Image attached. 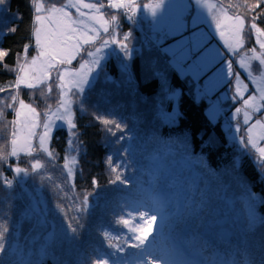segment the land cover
I'll return each instance as SVG.
<instances>
[{
    "label": "trees",
    "instance_id": "16d2710c",
    "mask_svg": "<svg viewBox=\"0 0 264 264\" xmlns=\"http://www.w3.org/2000/svg\"><path fill=\"white\" fill-rule=\"evenodd\" d=\"M32 1L6 0L0 6V51L6 53L0 58V255L5 249L12 264H135L140 253L144 261L159 255L161 264H264V249L255 240L263 235L259 229L223 239L220 224L229 203L240 206L245 199L264 223V162H256L247 143L241 148L230 140L220 117L215 122L208 118L206 99L197 98L188 76L172 65L162 49L165 42L157 40L160 35L145 25L137 28L124 10L104 6L106 0L98 2L102 13L110 20L116 15L121 34L134 49L127 69L110 53L94 81L73 94L72 138L63 126L56 127L47 153L37 149L35 140L33 153L11 154L17 100L32 104L42 120L59 103L56 92L47 98L40 86L16 83L20 53L25 45L28 55L35 50ZM213 1L246 21L242 49L256 48L251 18L264 12V0ZM252 5L257 7L249 11ZM255 23L264 27V15ZM242 102L225 104L236 108ZM172 112L169 120L175 121L169 123L166 117ZM70 153L72 174L66 168ZM35 161L40 167L32 169ZM13 166L29 171L23 184L15 179ZM189 197L206 201L215 225L197 229L193 221L181 233L188 245L160 244L157 233L155 244L140 247L137 234L149 221L145 209L171 217L173 200L182 206ZM179 251H184L181 259L174 256Z\"/></svg>",
    "mask_w": 264,
    "mask_h": 264
},
{
    "label": "rangeland",
    "instance_id": "374dc122",
    "mask_svg": "<svg viewBox=\"0 0 264 264\" xmlns=\"http://www.w3.org/2000/svg\"><path fill=\"white\" fill-rule=\"evenodd\" d=\"M101 1L103 0H65L61 5L45 6V0H40L42 5L40 13L35 12V4L32 1L35 15L38 14L42 18L60 17L62 13H66L64 19L76 28L77 35H81V37L91 36L92 39L84 43L83 38H81L77 43L76 51L69 60L63 63L53 61L51 67L42 68L40 66L43 58L40 57L41 49L36 44L34 34L32 45L35 50L33 55H28V47L20 53L16 73L17 85L28 87V84H32L33 87L31 88L40 86L48 93L47 98L56 92L59 103L49 109L42 120L39 112L32 104L23 101L27 108L21 109L22 100H17L11 140V154L14 149L16 152L14 156L33 153L36 141L38 142L37 149L40 152L44 154L48 152L39 147V134L44 131L45 117L48 116L55 120L57 113H70L73 120V94L82 92L94 81L102 62L110 53L118 58L123 69H127L128 59L133 54L134 49L126 41L127 35L121 34L116 15L114 14L111 20L104 16L102 5L98 3ZM111 2H120V0H111ZM109 3L110 0H106V5H103L109 7ZM122 3L127 7L109 8L113 11L124 10L127 20L137 28H146L145 26H147L152 35L156 36L157 33L160 35L157 36V40H159L158 42H165L162 49L169 56L172 65L177 68L176 62H182L183 66L179 67L180 74L188 76L194 84L197 98L204 97L206 99L208 104L205 110L208 118L215 122L220 117L222 127L226 130L230 140L235 141L241 148L247 143L254 152L256 162L263 163L264 157L254 150L249 140V132L255 128L259 130L260 123H264V36L258 38L256 30L250 27L254 32L257 45L250 52L244 51L242 49L244 45L242 33L246 21L242 19L238 27H234L232 22L227 19V17L233 16L227 14L213 0H151L150 2H146V0H122ZM84 4H93L95 7L92 9L84 8ZM49 9H61L62 13L49 11ZM188 13L190 15L186 17ZM30 25L33 31L40 26L35 20ZM81 53H86V56L79 58ZM34 57L36 58L35 65L33 64ZM234 64L237 65L238 70L234 69ZM41 73L44 74L41 75ZM61 74H63V79H61ZM82 75H86V79L79 85L78 90L76 82ZM18 77L20 78L19 82ZM249 91L253 94L248 95ZM41 93L44 94L43 91ZM178 94L179 90L177 89L175 95ZM230 99H242L243 102L235 108L225 104ZM27 109L35 110L33 119L36 123L34 129L36 135L29 138L30 146L21 147L24 135L21 129L24 123V113ZM174 109H177L176 105H174ZM18 112L21 114L17 115ZM172 117L173 112L166 117V121L173 123L175 119L169 120ZM60 126L67 129L69 133L67 124L63 121H57L53 130ZM71 131L73 133V130ZM50 136L45 144L47 149ZM70 137L72 138V136ZM13 140L17 141L15 145L12 143ZM254 142L257 147H264V142L255 136ZM36 162L38 161L32 164V169H37L33 166ZM73 162L74 157L70 153L66 162L69 174H72ZM16 168L21 167H12L14 177L23 184L29 176V171L21 168L23 171L15 172L14 169ZM245 201L247 202L246 199ZM247 203L249 204V202ZM229 206L230 203L227 206L228 210ZM240 206L242 207L243 204ZM251 209L254 210L253 207ZM129 210L134 211L135 206H129ZM145 210L146 220H149L147 224L149 239L141 242L139 238L144 233L143 231L138 233L137 240L140 247L154 243L153 239L160 231L159 219L156 221L151 219L152 215H160V213L156 214L152 209ZM253 214L256 221L260 222L254 226L263 234L256 235L255 240L258 247L264 249V240L262 241L264 223L255 211ZM219 217L222 218L223 215L219 214ZM149 224L152 225L151 228H149ZM156 224L157 229L154 231ZM222 228L227 230L225 225ZM183 252H175L174 256L180 258ZM140 254L134 260L135 264H161L159 255L155 254L152 258H147L144 261ZM5 256L6 251L3 249L0 258L5 259ZM6 258L8 260H4V264H12L13 258L8 255ZM193 258L196 262L200 261L198 256ZM23 261H20L19 264H24Z\"/></svg>",
    "mask_w": 264,
    "mask_h": 264
},
{
    "label": "snow or ice",
    "instance_id": "6c2138e0",
    "mask_svg": "<svg viewBox=\"0 0 264 264\" xmlns=\"http://www.w3.org/2000/svg\"><path fill=\"white\" fill-rule=\"evenodd\" d=\"M6 0H0V6L4 5ZM35 4V12L40 13L42 10V5L40 0H33ZM84 8L92 9L95 7L93 4H84ZM109 7L111 8H122L127 7L122 0L120 2H111L109 3ZM248 7V5H245ZM252 7H257V5H252L249 7V11H251ZM49 11H54L56 13H62L61 9H49ZM66 13H62L60 17H41L40 15H35V22L40 25L36 27L33 31L35 36V41L37 46L41 49L40 57L43 59L40 62V66L43 67H51V62L56 61L57 63H63L70 59L73 53L76 51L77 43L83 38V42L87 43L92 39L91 36H83L77 35L76 28L72 27V25L64 19ZM260 15H264V12L260 13ZM260 15H254L251 19L253 23L251 27L256 30L257 37L264 36V27H260L255 23L256 20L259 19ZM115 19V17H113ZM227 19L232 22L234 27H238L242 17L238 18L233 16L231 18L227 17ZM10 31H15V28L10 29ZM28 45H25V49H27ZM6 55L4 51H0V58H3ZM33 64H36V58H33ZM44 73H41L43 75ZM38 78V77H37ZM18 82L20 78L18 77ZM61 79H63V74H61ZM86 79V75H82L80 79L76 82V86L79 90V85L83 83ZM28 87H33L32 84H28ZM21 109H26L27 106L21 101ZM21 113L18 112L17 115ZM35 115L34 109H27L24 113V123L21 131L23 132V141L21 147L30 146V137L36 135L34 129L36 128L35 120L33 119ZM57 121L66 122L67 128L69 130V136H72V129L75 127L73 120L71 119L70 113H57L56 119L53 120L51 117L46 116L43 122L44 131L39 134V147L43 151H48L45 147L46 140L52 134L53 126ZM103 123L109 124L113 123V121L104 120ZM254 136L258 138L261 142H264V123H260L259 130L255 128L249 132V140L254 148V150L258 151L262 157H264V147H257L254 142ZM13 145L17 143L16 140L12 141ZM34 150V149H33ZM13 155L16 154L15 149L13 150ZM34 167H40V163L36 162ZM15 172H21L23 169L16 168ZM174 208V212L170 217L166 212L161 211L159 217L156 215H152L151 219L156 221L159 219L160 222V231L157 237V241L160 244L168 243L169 241H174L176 245L179 247L181 245L190 244V240L188 238H183L181 233L182 231L193 221L195 222L196 228H200L201 226L205 227L206 230L210 229L215 225V221L208 218L207 214V206L206 201L203 198L197 197L195 200L193 197L187 198L181 206L177 199L173 200L172 204ZM234 215H230L233 214ZM169 221H173L174 223L170 224ZM257 223L251 206L244 201L243 206H239L238 201H234L230 203L229 211L226 215V219L223 221V224L226 226L230 235H235L237 237H243L244 234L248 231H252L254 225ZM166 225H168L166 229ZM152 225L149 224V228ZM157 229V224L155 226V230ZM149 229L143 230L142 237L139 238L141 242H144L149 239L148 235Z\"/></svg>",
    "mask_w": 264,
    "mask_h": 264
},
{
    "label": "water",
    "instance_id": "95a60500",
    "mask_svg": "<svg viewBox=\"0 0 264 264\" xmlns=\"http://www.w3.org/2000/svg\"><path fill=\"white\" fill-rule=\"evenodd\" d=\"M226 219V216L222 219V220H220V224L221 225H224L223 224V221ZM230 234H229V232H227V231H225V230H223L222 231V234H221V238H223V239H229L230 238Z\"/></svg>",
    "mask_w": 264,
    "mask_h": 264
},
{
    "label": "built area",
    "instance_id": "2783aa9c",
    "mask_svg": "<svg viewBox=\"0 0 264 264\" xmlns=\"http://www.w3.org/2000/svg\"><path fill=\"white\" fill-rule=\"evenodd\" d=\"M176 65H177V68L179 69V67L183 66V63H182V62H179V61H177V62H176Z\"/></svg>",
    "mask_w": 264,
    "mask_h": 264
},
{
    "label": "clouds",
    "instance_id": "9594fccd",
    "mask_svg": "<svg viewBox=\"0 0 264 264\" xmlns=\"http://www.w3.org/2000/svg\"><path fill=\"white\" fill-rule=\"evenodd\" d=\"M249 94H253V92H250V91H249L248 95H249Z\"/></svg>",
    "mask_w": 264,
    "mask_h": 264
}]
</instances>
